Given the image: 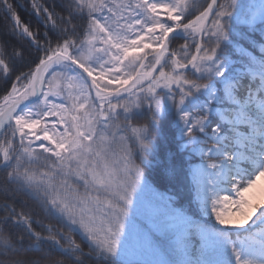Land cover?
I'll return each instance as SVG.
<instances>
[{"label":"snow or ice","instance_id":"1","mask_svg":"<svg viewBox=\"0 0 264 264\" xmlns=\"http://www.w3.org/2000/svg\"><path fill=\"white\" fill-rule=\"evenodd\" d=\"M261 178L264 0H0V264H264Z\"/></svg>","mask_w":264,"mask_h":264},{"label":"rangeland","instance_id":"2","mask_svg":"<svg viewBox=\"0 0 264 264\" xmlns=\"http://www.w3.org/2000/svg\"><path fill=\"white\" fill-rule=\"evenodd\" d=\"M110 2H114L115 4H128L130 2L134 3V0H110ZM128 11L129 10H121V9L116 10L115 21L118 22V25H124L125 23H127L126 16ZM115 26H117L116 23H114V27ZM256 193H257V188H254L252 190V193H250V195L254 197Z\"/></svg>","mask_w":264,"mask_h":264},{"label":"trees","instance_id":"3","mask_svg":"<svg viewBox=\"0 0 264 264\" xmlns=\"http://www.w3.org/2000/svg\"><path fill=\"white\" fill-rule=\"evenodd\" d=\"M256 188H257V193L253 197L254 201H259L260 199H264V178H261V180L257 182Z\"/></svg>","mask_w":264,"mask_h":264}]
</instances>
